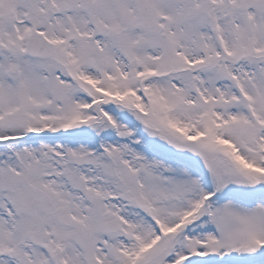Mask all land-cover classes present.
<instances>
[{
    "label": "snow or ice",
    "instance_id": "obj_1",
    "mask_svg": "<svg viewBox=\"0 0 264 264\" xmlns=\"http://www.w3.org/2000/svg\"><path fill=\"white\" fill-rule=\"evenodd\" d=\"M0 264H264V0H0Z\"/></svg>",
    "mask_w": 264,
    "mask_h": 264
}]
</instances>
